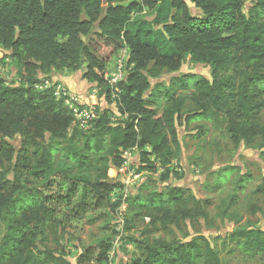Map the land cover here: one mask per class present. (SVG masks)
<instances>
[{
  "label": "trees",
  "instance_id": "trees-1",
  "mask_svg": "<svg viewBox=\"0 0 264 264\" xmlns=\"http://www.w3.org/2000/svg\"><path fill=\"white\" fill-rule=\"evenodd\" d=\"M125 1L0 0V49L14 62L18 77L14 84L0 77V264H110L114 247L108 239L81 245L72 261L64 250L49 247L50 238L59 240L60 233L79 221L73 200L81 188L95 208L119 211L122 199H112L119 185L107 172L110 166H124L123 153L137 152L139 175L154 172L157 163L168 166L185 102L177 88H170L160 110L150 78L177 71L185 57L210 67V78L190 85L183 77L178 80L179 90H194L200 108L191 120L221 116L232 143L251 146L261 141L264 147L259 117L264 0H137L127 8L113 7ZM143 9L155 12L151 25L131 19ZM163 9L174 12L169 20H162ZM123 49L125 74L112 98L104 75ZM59 70L79 73L104 97L87 131L72 125L73 112L52 89H40L39 78ZM107 104L113 105L116 119ZM13 140L19 141L18 147ZM104 151L108 159H97L90 169ZM73 172L93 174L94 179L73 177ZM248 179H238L235 193ZM165 191L153 194L143 186L128 200L126 211L134 218L146 214L149 228L135 241L138 256L127 264H222L219 252L202 236L187 241L151 238L158 226L164 230L167 223L207 219L209 203L200 206L182 188ZM236 200L237 194L224 200L223 212ZM227 239L234 244L229 254L237 249L264 256V230H239Z\"/></svg>",
  "mask_w": 264,
  "mask_h": 264
},
{
  "label": "rangeland",
  "instance_id": "rangeland-1",
  "mask_svg": "<svg viewBox=\"0 0 264 264\" xmlns=\"http://www.w3.org/2000/svg\"><path fill=\"white\" fill-rule=\"evenodd\" d=\"M187 3L191 5L189 1ZM154 13L146 9L135 11L131 19L143 20L151 25L155 19ZM173 14L172 10L163 9L162 20H169ZM116 57L117 55L107 66L108 75L114 71ZM0 77L7 84L18 81L14 62L6 58L1 49ZM182 77L186 79L188 85L200 78H210V67L199 60L185 57L177 71L162 72L157 77L150 78L154 99L161 105L160 110L166 106L165 92L170 88H177L178 96H181L185 102L181 118L176 122L177 143L170 144L172 156L168 166L162 167L157 163L154 172L142 171L137 178L127 175L128 179L110 166L107 176L119 185L112 199L120 197L124 203L122 207L116 212L97 209L94 207L92 197L81 188L73 200L74 206L79 208L80 219L73 221L72 227L65 233H60L59 240L50 238L48 245L51 249L64 250L69 255V259L74 261L81 245L108 239L114 247L110 253V264L130 263L134 256H138L135 241L141 237L144 230L149 228V218L145 217L144 213L134 218V213L126 211L128 200L135 197L143 186H147L153 194L164 193L166 189L175 187L184 189L200 203V206H204L205 201L209 203L210 206L205 209L207 219L197 222L186 221L178 226L167 223L164 230L163 226H158L159 230L151 238L187 241L202 236L219 252L222 264H264V256H248L237 249L234 254H229L234 244L227 239V236L239 230H264V147L260 144L261 141H256L251 146L232 143L226 135V121L221 116L211 115L209 120H191L200 108L195 103L193 89L179 90L178 80ZM39 81L43 90L49 88L55 92L56 88L60 87L68 95L78 97L80 110L85 112L75 115L72 125L87 131L90 124L85 116L89 114V108L93 106L100 108L103 105L100 104V100L104 99L100 96V89L82 80L79 73L67 70L56 71L49 78H39ZM56 99L63 101L64 97L61 95V98L56 97ZM259 101L262 103L259 117L264 123V95ZM106 109L112 111V119L117 118L113 105L107 104ZM99 112L98 109L97 113ZM12 143L19 146L17 140H13ZM97 159H100V163L106 161L107 151L95 158L90 169ZM127 162L129 167L131 164L135 165L133 168H128V172L135 173L139 162L136 151L128 153ZM100 163L97 167L101 169ZM246 175L249 179L245 187L235 193L238 179ZM74 176L87 180L94 179L93 174L81 175L73 172ZM79 184L84 187V184ZM233 194H237L235 204L223 212L222 202ZM3 233L4 227L0 224V239Z\"/></svg>",
  "mask_w": 264,
  "mask_h": 264
},
{
  "label": "built area",
  "instance_id": "built-area-1",
  "mask_svg": "<svg viewBox=\"0 0 264 264\" xmlns=\"http://www.w3.org/2000/svg\"><path fill=\"white\" fill-rule=\"evenodd\" d=\"M126 59H127V50L123 49V50L119 51V53L117 54L116 60H115L113 73L110 75H108L106 73L104 75V79L108 83L109 88L111 90L112 98H115L116 94H119V91L117 89V84L120 81H122V79L124 77ZM41 88L42 87L40 86V89ZM56 89L57 90L55 92H53L54 97L55 98L56 97L61 98V95H63L64 104L68 107V109H70L73 112L74 116L84 114L85 110H80V101H79L78 97L68 95V93L64 89H61L60 87H57ZM94 108H95L94 106L89 108V114L85 116L88 119L87 121H90L93 118H95ZM87 121L85 123H87ZM128 153L129 152L123 153V157L125 158V164L122 168L118 169V171L121 174H123L125 179H128L127 175L130 177L132 176L134 178H137L139 174L135 175V173L132 171L128 172V162H127Z\"/></svg>",
  "mask_w": 264,
  "mask_h": 264
},
{
  "label": "water",
  "instance_id": "water-1",
  "mask_svg": "<svg viewBox=\"0 0 264 264\" xmlns=\"http://www.w3.org/2000/svg\"><path fill=\"white\" fill-rule=\"evenodd\" d=\"M137 2V0H128V1H125V2H121V3H115L113 5V7H121V8H127L129 7L131 4Z\"/></svg>",
  "mask_w": 264,
  "mask_h": 264
}]
</instances>
